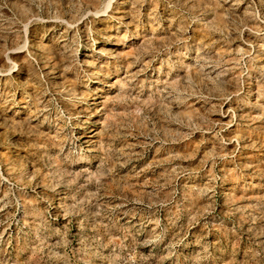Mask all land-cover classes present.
Here are the masks:
<instances>
[{"label": "rangeland", "instance_id": "obj_1", "mask_svg": "<svg viewBox=\"0 0 264 264\" xmlns=\"http://www.w3.org/2000/svg\"><path fill=\"white\" fill-rule=\"evenodd\" d=\"M0 70V264H264V0H0Z\"/></svg>", "mask_w": 264, "mask_h": 264}, {"label": "bare ground", "instance_id": "obj_2", "mask_svg": "<svg viewBox=\"0 0 264 264\" xmlns=\"http://www.w3.org/2000/svg\"><path fill=\"white\" fill-rule=\"evenodd\" d=\"M110 4H111V3L109 2V3L106 5V10L109 8ZM106 10H105V11H106ZM103 15H104V14H103ZM22 48H23V47H22ZM7 58H8V56H7ZM8 59H9V58H8ZM13 66H14V70H13V69H12V70H13V71H16V70H17V66H16V64L14 63ZM9 71H10V70H9ZM7 74H8V73H6V72L3 73V72H1V70H0V75H7Z\"/></svg>", "mask_w": 264, "mask_h": 264}]
</instances>
